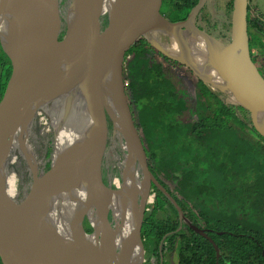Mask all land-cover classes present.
Masks as SVG:
<instances>
[{"label": "water", "instance_id": "water-1", "mask_svg": "<svg viewBox=\"0 0 264 264\" xmlns=\"http://www.w3.org/2000/svg\"><path fill=\"white\" fill-rule=\"evenodd\" d=\"M52 1L0 0V47L12 67L0 104L3 190L13 140L26 145L37 113L52 129L50 172L41 184L33 173L29 213L8 196L15 218L0 201V259L2 264H144L141 230L151 187L166 193L148 170L127 103L125 54L143 39L190 70L211 93L231 94L229 88L237 86L242 103L235 105L248 112L264 139V79L250 58L248 0L232 2L228 45L194 26L204 0L182 24L159 14V0H83L65 19L57 45L59 33L53 36L46 13ZM99 20L106 22L103 40L85 46L90 24ZM153 34L164 36L168 48ZM68 72L84 77V86L77 87ZM104 118L111 124L110 149L118 147L123 155L121 184L115 188L102 183L98 170L105 148L98 130ZM23 154L30 163L26 149ZM170 200L181 223L182 213ZM84 218L90 234L83 229Z\"/></svg>", "mask_w": 264, "mask_h": 264}, {"label": "trees", "instance_id": "trees-1", "mask_svg": "<svg viewBox=\"0 0 264 264\" xmlns=\"http://www.w3.org/2000/svg\"><path fill=\"white\" fill-rule=\"evenodd\" d=\"M247 33L258 52L251 61L264 79V15L249 5ZM145 46L135 44L125 54L124 91L149 172L183 216L180 223L171 200L152 187L154 203L141 230L145 264L151 258L168 264L166 257L161 263L163 250L174 253L176 264H264V139L242 107L224 105L202 85L187 96L175 69L166 65L173 62L163 57L164 67L151 64ZM11 70L0 47V104ZM48 127L40 184L50 172Z\"/></svg>", "mask_w": 264, "mask_h": 264}, {"label": "flooded vegetation", "instance_id": "flooded-vegetation-1", "mask_svg": "<svg viewBox=\"0 0 264 264\" xmlns=\"http://www.w3.org/2000/svg\"><path fill=\"white\" fill-rule=\"evenodd\" d=\"M212 1L213 0H204L203 6L198 10V13L194 17L193 24L199 30H201V31L205 32L206 34H208V35L214 37L215 39L219 40L220 38H218L215 35H213V31H212L214 29V27H215V22H214V19H213L214 13L211 10ZM229 1L230 0H227V2L224 4V9H223L222 14H221V21H219L220 26H221V28H219V29H220L221 32H223L222 28L224 26L227 28V30H229L228 36H227L228 38H230V29H231V13L228 12V7H227ZM198 3H199V0H159L158 12L168 22L182 24V23L186 22V20L188 19V15H189L190 11L193 8H195L198 5ZM63 24H64V21L62 22L61 31L59 32V34H58V36L56 37V40H55L57 45H60L62 40H63L64 27H65V24L64 25ZM153 35L155 36L156 40L158 41V43L162 47L168 48V47H166L167 42H166V38L164 36H161L159 34H153ZM222 35H224V34L222 33ZM143 41L145 43H147L145 40L139 39L135 44H141V42H143ZM219 41L224 43L225 45H228V43L226 44L224 41H221V40H219ZM145 49H146L148 61L151 64L152 63H159V65L161 67L165 66V60L163 59L164 56H162L159 52H157L149 44H148V47L145 46ZM249 52H250V58H251V54L253 56H256V54L258 55L257 49L254 48V47H251L250 46V42H249ZM128 59H130V58L128 57ZM171 62H173V61H171ZM166 65L175 69L176 72L174 74L177 77V79L179 80V82L182 84L181 86L184 89V92L186 93L187 96L192 94L195 89H197V90L198 89L199 90L202 89V88H200L201 87L200 85H202V84L196 79V77L186 67H184V66H182V65H180V64H178L176 62L167 63ZM256 65H258V62H256ZM180 68H182V70ZM170 72L173 73L174 71H170ZM32 123H33V125H31V128L29 130L28 136L26 138L27 141H29V139H30L29 135L32 133L33 129L36 132V135H38V129H36V127H34L37 124V121H36L35 118H34ZM107 147L109 148V145H107ZM47 150L48 149H46V153H45V156H44L45 163H42L39 166H37V164L33 165L34 158H33V156L31 154H30V156H31L30 163L28 162L27 157H25L27 165L29 166L30 169H32V173H34V172L36 173V176L42 177L43 174H44L46 163H47V156H46ZM108 153H109L107 155L108 158L105 159V156L103 158L104 161H105L104 162V168H105L106 171H104V168L102 169L101 180H102V183L105 186H110L112 188H115V186H113L111 184V181H112L113 177H117L118 180H119V186H120V184H121L120 170H119V167L116 165V163H115V166H112V168H110V169H109L108 166L105 165V164L108 163V160H110L112 163L115 160V158H114L113 154L111 153V151L108 152ZM146 162H147V159H146ZM147 167H148V165H147ZM152 187H154V186H152ZM152 187H151V191H153ZM20 188H21V186H20ZM19 195L17 197H19ZM154 198H155V196H154ZM153 203H154V200H153ZM108 222L110 223L111 221L108 219ZM88 228L90 229L89 232L86 231ZM83 229L88 234H90L92 232L91 228L88 225V222H87V220L85 218L83 220ZM199 230H201V229H199ZM201 231L204 232L205 230H201ZM160 254H161V257L163 256L161 258V263L163 262L164 257H166V261L169 264V260H168L169 259L168 258L169 254H167V251L163 250V253L160 252ZM146 258H148L147 257V253L144 250V264H145V262L147 260ZM170 258H173V259L175 258L174 253L170 254ZM148 261H149V259H148ZM148 261H147L146 264H148ZM0 264H2L1 259H0ZM175 264H176V262H175Z\"/></svg>", "mask_w": 264, "mask_h": 264}, {"label": "rangeland", "instance_id": "rangeland-1", "mask_svg": "<svg viewBox=\"0 0 264 264\" xmlns=\"http://www.w3.org/2000/svg\"><path fill=\"white\" fill-rule=\"evenodd\" d=\"M226 2H227V0H213L212 4H211V10L214 13L213 19L215 22V27L212 30L213 35L220 38L219 40L224 41L227 44L229 42V38L227 37L229 30H227V28L225 26L222 28L223 32H221L219 29V28H221L219 21H221V14H222V11L224 9V4ZM248 5H249V8L255 9V11L257 13L259 12L261 15H264V0H248ZM222 33L224 35H222ZM211 91H212V93H214L213 96H216L219 99V101L222 102L224 105L236 106L235 104L232 103V101L230 99L232 97V95L230 93H227V92L226 93H220L216 90H211ZM213 105H215V103H213ZM35 119L37 121V124H36L37 126L35 125L34 127H36V129H38V135H36V132L34 130H32V133L29 135L31 140L29 139L30 142L26 140L25 149L27 150L28 155L31 154L32 156L34 155L35 157H37V158H35L33 156V158H34L33 165L37 164V166H39L42 163H45L44 156L46 153V149H48V146H50V141H49L50 138L48 136H46V134H45V126L41 125L38 122L37 114H36ZM31 125H33V123ZM98 134H99V136H101V134H102V138H105V140H104L105 148L103 151L102 160L98 164V170L102 173V169L104 168V162H103L104 159L103 158H104V156H105V159L108 158L107 155L109 154L108 152H110V151L115 158V160L113 161L114 163L112 164V162L110 160H108V163L105 165L108 166L110 169V168H112V166H115V163H116V165L120 166V168H121L123 155H122L120 148H118V147H116L113 150L110 149L112 147V145L110 146L108 143L109 142L111 143L112 134H111V129L108 127V121L106 118H104L101 121V130L100 131L98 130ZM17 143H18V139L15 138L12 142V146H11V149L9 152V157L7 159V162H6V166H5L6 184H5V187H6L7 194L9 191V194H8L9 198L15 202V204L18 206L19 209L23 208L24 214L26 215L29 213V205H31V202H32V199H31L32 194L31 193L33 190V173H32V169H30L26 163V159H25L26 156L22 153L21 150H19V146L17 145ZM107 144L109 145V148L107 147ZM45 145H46V147H45ZM23 165H24V167H23ZM104 171H105V168H104ZM38 177L40 178V176H38ZM113 178H117V177H113ZM8 180H11V182H12L11 188L9 186L10 184L7 183ZM168 185L170 188H172V186L170 184H168ZM20 186H21V188H20ZM18 195H19V197H17ZM154 196L155 195L153 192L150 193V198H151L150 200H154ZM152 204H153V201L149 205H152ZM148 206H146V208ZM148 210H149V208H148ZM168 258H169L168 259L169 264H175V262H176L175 258L174 259L170 258V255ZM155 262H156L155 258H151L150 263H148V264H155Z\"/></svg>", "mask_w": 264, "mask_h": 264}, {"label": "bare ground", "instance_id": "bare-ground-1", "mask_svg": "<svg viewBox=\"0 0 264 264\" xmlns=\"http://www.w3.org/2000/svg\"><path fill=\"white\" fill-rule=\"evenodd\" d=\"M81 1H83V0H53L52 3L48 5V7L46 8V13L50 17V30H51L53 36L57 35L61 31L62 22L65 21V19L70 14V12L75 7H77V5H79L81 3ZM105 33H106V22L104 20H99V21L92 22L90 24V26H89V29H88V32H87L86 36L83 38V44L85 46H90V45H93L95 43H99V42H101L103 40V38L105 36ZM172 52L173 53H177V48H176L175 45L172 48ZM68 74H69V76L71 77L72 81L74 82V84L77 87L81 88V87L84 86V84H85V78L84 77H78L75 73H71V72H68ZM229 91L232 94V97L230 98L232 103L233 104H237V105L241 104L242 100H241V97L239 95L240 94L239 88L237 86L230 87ZM45 147H46V145H45ZM19 150H21L23 152L25 150V146H23L22 144L19 145ZM35 158H37V157H35ZM103 162H105V161H103ZM24 165H23V167H24ZM139 181H140V178L136 179V182H139ZM5 183H6V181H5ZM7 183L10 184L9 186L11 188V184H12L11 180H8ZM2 185H4V183L2 182V177L0 175V201H1V203L4 202L5 204H7L6 210H9L10 214H12L13 217L17 218V215H16L15 210H14L15 206L13 207L12 206L13 204L10 203L9 200H8L9 191H8V194H7L6 188L4 187V190H3V188H2L3 186Z\"/></svg>", "mask_w": 264, "mask_h": 264}, {"label": "built area", "instance_id": "built-area-1", "mask_svg": "<svg viewBox=\"0 0 264 264\" xmlns=\"http://www.w3.org/2000/svg\"><path fill=\"white\" fill-rule=\"evenodd\" d=\"M37 118H38V122L45 126V131L46 130H49V127H48V121L46 120V118L44 116H42L40 113H37ZM47 127V128H46ZM111 184L115 187H119V180L118 178H113L112 181H111ZM151 198H149V202L150 204L152 203V200H150Z\"/></svg>", "mask_w": 264, "mask_h": 264}]
</instances>
